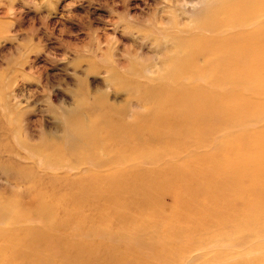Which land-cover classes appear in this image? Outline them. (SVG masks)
I'll return each instance as SVG.
<instances>
[{"label":"rangeland","instance_id":"374dc122","mask_svg":"<svg viewBox=\"0 0 264 264\" xmlns=\"http://www.w3.org/2000/svg\"><path fill=\"white\" fill-rule=\"evenodd\" d=\"M224 1L0 0V228L9 223L2 219L21 211L29 226H39L44 219L59 226L65 221L69 230L80 224L78 231L88 232L89 243L99 240L90 235L96 231L103 242L120 253L132 244V235L156 244L148 230H140V222L148 216L151 206L135 201L145 193L138 194L136 186H168L175 177V166L183 173L203 169L208 164L207 157L219 145L234 139L235 133L227 126L211 131L207 130V122L190 126L192 140L183 145L182 140L168 145V136L159 133L156 136L162 138L154 147L163 145L175 154L155 161L138 156L140 151L152 147L143 140L138 147L132 146L137 155L123 164L129 173L124 178L127 192L115 202L130 208L121 223L111 212H107L103 222L98 218V208L105 204V198L100 196H92L88 206L83 204L76 210L82 214L76 223L73 210L66 209L69 194H65V188L76 183L88 188L95 185L99 192L115 187L116 180L104 174L117 169L123 134L111 136L106 122L118 120L129 131L142 133L150 116L171 129L179 127L178 117L166 114L175 109L174 100L167 103L166 111H158L160 99L155 94L169 84L166 77L170 72L182 69L175 67L176 60L185 55L182 48L194 37L211 39L236 34L231 26L216 32L201 27L207 14ZM190 83L188 80L182 84ZM173 87L177 89L180 84ZM223 87L234 89L229 84ZM224 102H229V98ZM255 127L264 129V121ZM94 129L105 148L104 152L94 148L97 154L93 158L106 160L101 167L82 163L91 149L86 135H92ZM133 135L137 137L135 132ZM171 195L160 192L157 200L166 207L162 215L172 213L170 225L175 221L174 213L179 216L184 233L174 263L191 256V264H220L214 262L223 251L219 248L196 245L190 253L182 249L199 237L209 238L211 243L223 233L222 226L191 224V230H186L189 214L173 202ZM54 203L60 210L53 208L50 218L41 217L45 208ZM128 221L132 224L124 225ZM118 227L124 230L122 235ZM260 255L230 258L225 264H264ZM146 256V261L160 263V249L156 246ZM258 256L261 261H255ZM117 262L129 264L128 260Z\"/></svg>","mask_w":264,"mask_h":264},{"label":"bare ground","instance_id":"6f19581e","mask_svg":"<svg viewBox=\"0 0 264 264\" xmlns=\"http://www.w3.org/2000/svg\"><path fill=\"white\" fill-rule=\"evenodd\" d=\"M225 26L233 27L236 34L211 39L196 36L183 47L186 53L182 58H177L175 65L182 69L167 72L169 84L155 94L160 99L156 108L158 111H166L167 103L174 100L175 109L166 111V114L176 115L179 127L171 129L150 116L142 133L129 131L118 120L106 122L111 136L117 132L123 134V139L119 140L122 150L117 158V169L104 174L116 180L115 187L99 192L95 185L88 188L76 183L73 187L65 188V194H69L66 196V209L73 210L76 223L82 216L76 210L83 204L88 206L92 196L105 198V204L99 206L97 211L102 222L107 212H111L117 223H121L130 208L118 206L115 202L127 192L124 178L129 173L123 164L137 155L131 150L132 146L138 147L143 140L152 147L140 151L138 156L155 161L162 156L175 154L163 145L157 149L154 147L157 140L162 138L156 136L159 133L168 136V145L180 140L183 145L192 140L190 126L207 122L208 131L217 126H227L235 133L234 139L219 145L207 157L208 164L203 169L183 173L180 167L175 166L172 168L175 177L168 186H136L138 194L140 191L145 193L137 196L135 201L147 202L151 206L148 216L140 222V230H148L155 237L156 244L153 246L132 235V244L123 247L120 253L103 242L96 231L90 235H95L99 240L89 243L88 232L83 234L78 231L80 224L69 230L65 221L59 226L44 219L39 226H29L19 211L17 215L2 219L9 223L7 227L0 228V264H109L113 261L118 264L117 261L125 260L129 264H155L144 259L155 246L160 249L159 264H175L176 251L182 248L184 233L177 214L173 215V226L170 225L172 213L162 215L166 207L158 202L157 195L163 191L173 194V202L184 213L188 212L184 225L186 230H191L194 224L196 227L223 228V233L216 240L210 243L209 238H196L182 249L183 252H192L196 245L219 248L223 251L216 255L214 262L220 264H225L230 258L250 254L260 253V257H264V129L255 127L264 121V0H225L208 13L201 24L209 32H216ZM200 61H203L202 65H199ZM188 80L191 82L189 85L182 84ZM173 84H180V87L175 89ZM223 84L232 85L234 89L226 90ZM225 98H229V102L225 103ZM134 132L137 134L135 138ZM86 138L91 149L82 163L103 166L106 160L93 158L97 154L96 148L99 152L105 150L101 146V135L96 134L94 129L92 135H86ZM235 145L237 149H234ZM228 147L231 149L228 150ZM221 156H226V159ZM52 189L58 192V188ZM43 191L47 193V190ZM55 192L49 190L51 194ZM53 208L60 210V206L54 203L45 208L41 217L50 218L49 213ZM131 224V221L124 223ZM117 229L122 235L124 230L121 227ZM231 235H237V238H231ZM260 257L255 261H261ZM192 260L193 257L188 256L177 264H191Z\"/></svg>","mask_w":264,"mask_h":264}]
</instances>
